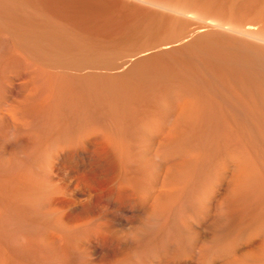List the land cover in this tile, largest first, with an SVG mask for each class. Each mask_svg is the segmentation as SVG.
Wrapping results in <instances>:
<instances>
[{
    "label": "bare ground",
    "instance_id": "bare-ground-1",
    "mask_svg": "<svg viewBox=\"0 0 264 264\" xmlns=\"http://www.w3.org/2000/svg\"><path fill=\"white\" fill-rule=\"evenodd\" d=\"M0 1L4 4L8 2H5L6 0ZM27 1L26 3H29ZM145 1L169 6L174 4L182 6L184 9L188 6L189 9L191 7L189 2L193 0ZM22 2L21 4L25 5ZM10 3L1 6L5 7ZM29 4L24 7L23 5L19 6L23 7L21 10H26L30 9ZM193 4H190L192 8L196 7L200 10L199 12L197 9V14H209V17H202L201 24L196 28L197 30H190L184 36L188 38L181 37V39L169 41L164 45L156 44V46L152 45L153 47L139 51L136 48L137 51L126 53L120 61H116L117 63H114L113 60L105 61L107 58L102 60L96 54L94 55L96 57L89 55L92 51L90 48H93L91 45V47L86 48L84 46L87 52L90 51L88 55L86 52L85 55L84 50L81 49L83 50V52L81 51L83 56L81 54L79 56L80 50L72 51L73 46H69L71 43L67 48L72 49L67 50L69 52L67 54L78 52L77 55L69 60L68 58L72 54L68 55L67 60H64V54H62L59 61L55 60L53 62L56 66V72H52L53 70L51 69V71L49 66L45 65L46 61L51 64L49 62L50 58L46 61L42 58L45 64L38 63L37 71L33 75L25 73L27 67L24 70V66H28L26 64L28 61L25 62V60L24 64L18 59L20 57L0 60V264H138V261L133 260V255L137 249L152 254L159 253L163 249L162 253L156 255L154 260L150 259L148 264H264V154L260 153L264 152V148L261 151L259 150V153H253V151L257 152V149L252 148L249 143L251 150L253 149L249 152L243 139L240 142L244 144V148H242L243 144L241 145L239 141H235L236 138L232 140L234 138V136L231 138L232 134L229 135L230 131H237L240 128L244 130L243 126V128L240 127L236 130V120L242 113L237 115V119L231 118L232 120L235 119L234 130H230L233 129V125L230 124L231 120L229 122V118H225L229 114L225 112L227 109L228 112L231 109L233 112L235 111L233 109L234 104L231 109L221 108L224 104V106L231 105L232 102L230 103V101L234 99V97L232 100L229 98L234 95L229 96L231 95V89L226 88L228 92L230 91V94L225 96L226 98L229 96V103L226 101L228 98L224 100L223 96H221V98L223 97V100L221 99L223 104H220L221 101L218 102L219 98L218 101L215 100L216 104L220 105L218 108L222 109L217 110L212 105L214 103L212 99L208 98L211 100L210 103L206 101L208 99L204 98L205 100H203L198 96L201 84L198 83L197 94L194 90L195 93L193 92V94L195 95H193L190 91L196 89L194 88L196 85L192 84V87V80L187 79L191 81L192 88L188 91L187 75L186 78H181H185L182 81L185 84L187 83L188 87H185L186 85L184 86L181 81V85L175 82L176 87H171L175 85L172 82L175 80L173 75L176 72H172L174 74L168 76L170 79L171 77L174 79H172L173 81L170 80L171 82L169 81L170 87H167L166 82L168 80H165L164 87L156 86L157 81H155V86H153L154 84L145 86L144 83L143 86L142 82L139 84L135 80L136 75V78L131 76V70L127 72L125 68L129 64L140 65L143 59L144 61L148 60L145 59L147 57L154 55L162 57L165 53L169 55L171 53L169 51H183L192 47L197 52L196 56L202 62L204 61L202 67H206V62H210L216 67L224 64L225 69L228 72L230 71L229 74L235 72L241 78L243 87H240L242 91L246 92L249 89L251 92V87L247 88V84H255L258 98V91L261 93L264 91V42H259L260 40L264 41V0H195ZM41 5L45 6L42 3ZM16 6L18 7V4ZM32 7L34 6L31 5ZM14 8L13 10H18V8ZM35 8L32 9L33 12ZM38 8L37 12L40 11ZM196 8H194L195 11ZM7 9L9 10L8 7ZM10 10L6 13H11ZM45 10H42V12H45L44 15H48L46 17L51 22V19H54L50 18L52 12H48L49 16ZM26 11L22 13L24 17ZM183 13L185 12L181 11V14ZM13 14L17 16L18 12L16 14L13 12ZM22 14L20 11L21 16L19 18L23 17ZM38 14L39 12L36 16H39ZM148 14L152 15L151 12ZM13 17L11 16L12 19L15 18ZM3 18L0 17V19ZM3 20L7 22L9 19L4 18ZM17 20L19 21V19ZM25 20L19 22H25ZM38 21L36 19L35 23ZM43 22L41 21L42 24H44ZM2 23L5 25L4 22ZM11 23L12 27L14 24ZM27 23L31 26V22L28 21ZM41 23L38 22V25H42ZM174 23L176 22L174 21ZM3 24H0V41L2 38L8 37L9 35L6 32L11 30L9 28L10 30L7 31L9 24L5 27ZM46 24L44 26H47ZM20 25L18 26L20 27ZM23 25L27 27L26 23H23ZM51 26L49 27H54ZM217 26L222 30L217 29L218 32L215 28ZM50 28L48 29L53 31ZM209 28H215L216 31L208 32ZM12 30L9 33L10 35H12ZM19 31L21 30L19 29ZM197 31L203 32L202 36L200 35L193 43H183ZM30 33L31 35L34 34L33 32ZM54 34L50 35L54 36ZM63 34H65L64 30ZM63 34L61 32V36ZM69 34L71 35V33ZM13 35L16 36L15 33ZM50 35L47 36L50 37ZM18 36L17 39L15 38L16 41H13L11 36L15 44L23 38L20 36L18 38ZM61 36L57 37H60V39L65 38H61ZM65 36L67 38L66 34ZM250 37L252 38L250 39ZM43 38L45 37L43 36ZM27 39L24 37V40ZM53 39L59 40V38L54 37ZM66 40L62 39L65 43L68 42ZM34 41L32 42L36 44ZM78 41L77 43H80ZM39 42L40 40L37 44ZM44 42L42 40L43 45H39L41 47L39 49L42 53L46 52V58L47 51L44 50L45 48L43 49ZM180 42L183 44H180ZM57 43H52L53 46L46 47L47 50L52 48L53 53L55 51L53 50L54 44H56V48H54L57 49L58 47L59 50ZM5 44L7 43L4 42ZM11 44L8 41V46ZM49 44L48 42L47 46ZM177 44L181 46L176 48L175 45ZM75 45L76 47L79 46L78 44ZM60 46L62 47V45ZM9 47L14 48L16 45ZM22 47L20 48L22 49ZM37 47H34L35 50ZM104 47L108 50L107 46L104 45ZM78 48L80 49V46ZM58 50L57 56L61 53L60 51L58 53ZM65 50L63 52H65L66 58ZM41 51H38V54ZM100 53L102 54V52ZM150 53H152V56L149 55ZM51 54H48L49 57L55 59ZM53 54L55 56L56 52ZM101 54L99 55L101 56ZM145 54L149 56L143 57L142 55ZM57 56H55L56 59H59V56L58 58ZM42 59L41 62H43ZM37 61L34 60L33 62ZM201 61L198 63H202ZM21 63L24 64V68ZM184 63H181V66L185 65ZM58 66L61 68L66 67L64 68L65 71L67 68H69L68 71L72 68V71H75L73 73L72 71H70L71 73H67V71L62 73L64 69ZM34 68L36 69V65ZM89 68L97 69V72L96 70L88 72L91 71ZM218 68L220 69V67ZM6 69L13 71H6ZM57 69H61V73ZM85 69H88V71ZM98 69L110 71H104V73ZM175 69L177 68L175 67ZM175 69L174 71H176ZM179 69L177 70L180 72ZM188 69L186 67L185 70L190 72L191 69ZM114 70L118 71L115 72ZM14 71L18 72L15 73ZM83 71L91 74L87 75L88 73L85 74L86 72ZM111 71H114V74H109ZM137 71L139 70L137 69ZM160 71L159 75L162 73V70ZM196 71L192 72L197 74L198 79L201 74ZM205 71L208 72V70ZM23 72L24 74H22ZM157 72L153 73L154 76ZM164 72L163 75H165ZM210 72L213 73L211 70ZM214 72L212 77L218 75L216 71ZM191 73L188 77L194 76L193 73L191 76ZM139 74L141 73L139 72ZM207 74H204V76ZM20 75H24V80H22V76V79H20ZM224 75L230 77L225 73ZM174 76L178 78V73ZM201 77L199 80L202 79ZM217 78H219V75ZM217 80L221 82V76ZM237 80L239 81V79ZM227 81L229 82V79ZM235 81L234 78L233 82ZM228 82H225V84ZM230 82L229 85L232 84ZM239 82L238 84H240ZM150 83H152L151 78ZM235 84L237 85V81ZM235 84H233L232 89L234 91ZM12 87H17V90L19 88V92L16 90L17 96L16 94L14 96V93L12 94ZM240 87L238 85L237 88ZM207 91L204 94L208 97ZM215 91L217 92L216 89ZM203 92L201 93L202 97ZM236 92H239L240 96L241 91ZM250 92L248 93L250 94ZM44 93H48L47 96L44 95L46 97L45 101L48 102L41 98ZM220 94L217 93V95ZM244 95L242 97L248 96ZM234 96L235 99L238 98L236 101L240 99L237 95ZM211 97H215V94ZM255 98L253 100L256 102L257 99L255 100ZM245 99L246 103L252 100V98L250 100ZM241 101L242 104L245 103H243V98ZM238 104L237 107L241 105ZM254 104L260 106V103L253 102ZM242 107L240 112H245L243 110L245 107ZM260 107L259 109H261ZM254 109L257 110L256 107ZM250 110L246 109L249 112L248 114H250ZM253 110H251L252 117ZM218 111L225 113L224 117L220 116L229 122L227 125L231 126V128L227 126L230 131L227 130L226 134L221 130L222 127L220 128L223 131L221 133L225 137L230 136V139L221 135L222 138L220 133L221 138L214 137L215 133L220 131L217 130L219 124L214 122L221 119L216 120V117L220 114L216 115ZM244 112L243 115L246 116L247 114ZM248 117H242L241 120L245 121L244 119ZM261 117L263 116H260V119ZM251 119L253 120V118ZM255 119L251 121L254 124L255 121L259 122V119ZM225 120H222L223 123H225ZM261 121L263 127L264 122ZM223 123L221 126L224 127ZM249 124L251 127V123ZM250 127L248 126L247 130L246 126V130L250 132L254 130L252 132L255 134V127H259L260 130L261 126L255 125V129L249 130ZM228 128L224 127L222 129ZM241 133L244 132L242 131L239 134ZM210 134L214 136L208 137ZM248 135L255 137L253 133L252 135L248 133ZM235 136H237V133ZM243 136L241 137L243 138ZM238 137L240 136L238 135ZM241 137L237 140H240ZM245 138L247 139V136ZM255 138L253 139L256 140ZM246 139L245 141H247ZM249 141L252 142L251 138ZM260 141L258 140L257 143H260ZM254 146H256L255 143ZM86 147L87 149H85ZM95 148L99 149H96L97 153H95L96 150L94 151ZM101 148L105 151L103 154H106L108 150L115 153H112L114 155L110 153L112 156L108 159L110 162L106 160L109 165L104 163L107 157L104 158L100 155L103 152ZM99 152L100 154L96 155ZM103 163L108 167L110 166L109 168L106 167L108 171L104 169ZM101 164L103 170L100 168ZM231 166H233V169L230 168ZM231 170L232 172H230ZM43 203L47 205H45V208L42 206ZM40 204L43 208L39 207ZM130 240H134L135 243L130 242ZM71 250L77 251L80 255L78 262L72 263L69 260ZM73 256V261H76L75 254Z\"/></svg>",
    "mask_w": 264,
    "mask_h": 264
},
{
    "label": "rangeland",
    "instance_id": "rangeland-1",
    "mask_svg": "<svg viewBox=\"0 0 264 264\" xmlns=\"http://www.w3.org/2000/svg\"><path fill=\"white\" fill-rule=\"evenodd\" d=\"M11 2L10 4H8V6H5V7H2L1 5H7V3L8 2ZM13 1V2H12ZM6 0L5 2H7V3H2L1 1V7H0V12H2V13H0V17L1 18H6V20H8L7 22H5V20H3V19H0V21L1 20H3V21H1V25L3 24L2 22H4L5 23V25L3 24V26L5 27L6 25H8V29L7 28H4V29H7V31H9L10 29L12 30V32H11V34L12 35H10L9 33H10V31L9 32H6L9 36L8 37H10V38H8L7 36H6V38H8V39H6L5 37L4 38H2L1 39V41H0V43H1V45H0V60L1 61H4V60H8V59H12V58H14V59H17L18 57H20V58H18L19 60H21V62H23L24 63V61L25 62H27L26 64L28 65V66H24L23 67V65L25 64H23V63H21L22 64V67L24 68V70L26 69V67H27V72L25 71V73L27 74V75H33L36 71H37V68H38V63L40 64H42V63H44L45 64V62L44 61H46V60H48V58H50L49 59V62L51 63V64H49V63H47L48 61H46V64L45 65H48L49 66V69L52 71V72H56V70H55V68H56V66L54 65V61L55 60H60V56L62 55V54H64L63 55V59L65 60H67V58H68V55H71L70 56V58H68V60L69 59H71V57H73L74 55H77V53H74V52H70V54H67V52L68 51H70L72 48V51L73 50H75V52L78 50H80L79 51V53H78V55L79 56H83V54L81 53V51L83 52V50H84V54L86 55V53H87V55H88V53L90 52H87L86 51V49H84V46H85V48L86 47H88V46H93V48H90V49H92V54H91V52H90V54L89 55H91V56H94L95 54H96V56L99 58H101L102 60L103 59H105V58H107V60L105 59V61H108V60H113L114 61V63H117L116 61H120V59H121V57L123 56V55H125L126 53L127 54H129V53H131V52H133V51H139V50H143V49H147L148 47H153V46H156V44L157 45H164V44H166V43H168L169 41H173V40H178V39H181V37H183V38H188V37H184L187 33H188V31H190V30H195L196 28H198L197 26H199L200 24H201V22L200 21H202V17H207L209 14H201L200 15V13L199 14H197L198 12H197V9L198 8H196V7H194V8H196V11L194 10V8H192V5H190V4H193V2L195 1V0H193L191 3L189 2V6H191V7H189V9H188V6L187 7H185V9L181 6H178V5H174L173 4V6H169V5H160V4H157V3H151L150 1L148 2V1H145V0H49V1H47V0H43L42 2L39 0V1H37V0H32L33 1V3H32V1L31 0H29V1H27V0ZM14 1H16L15 3H14ZM17 1H20V2H17ZM24 2L25 3V5H28L29 3L32 5V6H34V7H32L31 8V5L29 4V6H26V7H29L30 9H26V10H24V9H22L23 11H26L25 12V14L24 15H26L25 17L27 18H25L24 16H23V14L22 13H24L22 10H21V8H23L25 5L24 4H21V2ZM26 1L27 2H29V3H26ZM22 2V3H23ZM39 2V4H37ZM18 4V7L16 6L17 4ZM36 5H35V4ZM41 3L42 4H45V8L41 5ZM16 6H14V5ZM19 5H23V7H20ZM194 5V4H193ZM11 6H13L12 8H10ZM37 6V8H38V10H40V11H38L39 12V16H36L37 15V8H35ZM41 6H42V8H44V9H42L41 8ZM176 6V7H175ZM7 7L9 8V10L10 9H12V10H10V12L11 13H9V14H12V15H9V14H7L8 12H9V10L7 9ZM15 7V8H14ZM146 7V8H145ZM174 7V8H173ZM178 7H180V8H178ZM13 8L14 9H16V8H18V10H13ZM35 8V10H34V12H33V10L32 9H34ZM47 8V9H46ZM51 8V9H50ZM142 8V9H141ZM5 11H4V10ZM46 9V10H45ZM191 9V10H190ZM42 10H45L47 13L46 14H49L48 12H52V13H50L52 16H50V14H49V16H50V18H54L55 19V21H53L54 19H51V22H50V19H47V17L46 16H48V15H44L45 14V12H42ZM47 10H49V11H47ZM199 10V9H198ZM4 11V12H3ZM16 11V12H15ZM20 11H21V14H22V16L23 17H20L19 18V16H21L20 15ZM158 11V12H157ZM178 11V12H177ZM181 11H184L185 13H183V14H181ZM187 11V12H186ZM7 12V13H6ZM13 12L16 14L17 12H18V14H17V16L16 15H14L13 14ZM32 12H33V14H32ZM35 12H37L35 15H34V13ZM147 12V13H146ZM151 12V14L152 15H150V14H148V13H150ZM180 12V13H179ZM199 12H200V10H199ZM41 13H43V14H41ZM54 13V14H53ZM159 13H161V14H159ZM5 14V15H4ZM142 14V15H141ZM145 14V15H144ZM31 15H34V16H31ZM42 15H44V16H42ZM139 15H141V16H139ZM149 15V16H148ZM6 16V17H5ZM11 16L13 17H15V18H17V19H19V21H22L23 19L25 20V22L23 21V22H19L17 19H15L14 17V19H12L11 18ZM188 16V17H187ZM10 17V18H9ZM31 18V20H30V18ZM33 17H35V19H33ZM40 17L42 18V20L41 21H44L43 23L44 24H46L47 22H48V24H46L47 26H44V24H42L41 23V21H40ZM141 17V18H140ZM198 17V18H197ZM209 17V16H208ZM46 18V19H45ZM49 18V17H48ZM140 18V19H139ZM161 18V19H160ZM12 19V20H11ZM36 19L37 20H39L38 22L39 23H41L42 25H38V22H36L35 23V21H36ZM57 19V20H56ZM189 19V20H188ZM11 20V21H10ZM33 20H34V22H33ZM14 21H16L15 23H14ZM31 22L30 23V25L31 26H29L28 24L29 23H27V22ZM45 21H47V22H45ZM52 21H53V23H52ZM57 21V22H56ZM61 23H60V22ZM155 21V22H154ZM174 21L176 22V23H174ZM11 22H13V24L14 25H12V27H11ZM56 22V23H55ZM59 22V23H58ZM173 22V23H172ZM7 23V24H6ZM17 23V24H16ZM19 23V24H18ZM20 23H21V25H20ZM23 23L25 24H27V27H26V25H23ZM57 24V25H55V24ZM245 23V22H244ZM32 24H37L36 26H32ZM62 24V25H61ZM170 24H173L172 26L170 25ZM176 25V27H175V25ZM0 25V26H1ZM18 25H20V27L18 26ZM51 25H53V26H51ZM141 25V26H140ZM185 25V26H184ZM17 26V27H16ZM25 26V27H24ZM38 26V27H37ZM40 26V27H39ZM49 26H51V27H53V28H50ZM56 26V27H55ZM64 28H63V27ZM71 26V27H70ZM180 26V27H179ZM14 27V28H13ZM23 28V31H22V28ZM29 27V28H28ZM31 27V28H30ZM34 27H35V32H34ZM43 27V28H42ZM45 27V28H44ZM46 27H47V29H46ZM62 27V28H61ZM141 27V28H140ZM173 27H175V28H173ZM178 27V28H177ZM185 27V28H184ZM191 27H193V28H191ZM218 27V26H217ZM215 27L216 28V30L218 29V30H222L220 27ZM10 28V29H9ZM16 28V29H15ZM21 30V31H19V29ZM33 28V29H32ZM41 28V29H40ZM48 28H50V29H53V31L55 32V34H54V32L52 31V30H49ZM59 28V29H58ZM181 28V29H180ZM183 28V29H182ZM215 28H209L208 29V32L209 31H216L215 30ZM31 29V31H29ZM37 29V30H36ZM45 30V32H44V30ZM56 29H57V31H56ZM65 29H67L66 31H67V33L69 34V33H71V35L69 34V36H68V34L66 33V31H65ZM145 29V30H144ZM171 29V30H170ZM172 29H174L173 31H172ZM178 29H180V30H178ZM185 29V30H184ZM17 30V31H16ZM41 30H43V31H41ZM59 30H61V31H59ZM63 30H64V33L67 35V38L69 39H67L66 38V36H65V34H63ZM69 30V31H68ZM76 30V31H75ZM143 30V31H142ZM197 30V29H196ZM217 30V31H218ZM29 31V32H28ZM40 31V33H38ZM49 31V32H48ZM52 31V32H51ZM59 31V32H58ZM172 31V32H171ZM176 31V33H174ZM24 32V33H23ZM29 34H28V33ZM30 32H33L34 34L36 33L38 36L37 37H39L38 39H36L37 37H36V34H35V36L34 37H32L34 34H32L31 35V33ZM43 32H44V34H43ZM47 32V33H46ZM51 32V33H50ZM58 32V33H57ZM61 32H62V36H61ZM181 32H182V34H181ZM219 32V31H218ZM16 34V36L15 35H13V34ZM19 33H21L19 36L20 37H23V38H21L20 39V41H17L16 42V44H15V42H13L14 40L16 41V39H17V36H18V34ZM26 33V35H24ZM49 33V34H48ZM56 33H57V35H56ZM31 35V36H28V35ZM42 34H43V36L45 37V38H43V36H42ZM50 34H54V36H52V35H50ZM59 34V35H58ZM74 36H73V35ZM181 34V35H180ZM202 34H203V32H199V31H197V33H195L193 36H189V39H186V41H184L183 43L185 44H187V43H193V41L195 40V39H198L199 37H200V35L202 36ZM22 35V36H21ZM24 35V36H23ZM46 35V36H45ZM47 35H50V37H48ZM56 35V36H55ZM80 35V36H79ZM11 36L13 37V36H15V37H13V41H12V38H11ZM19 36H18V38H19ZM27 36L29 37L28 39H27ZM42 36V37H41ZM57 36H61V38L62 37H65V38H62V39H64V41L66 40V41H68V42H63L62 41V39H60V37H57ZM73 36V37H72ZM24 37H25V39H27V40H24ZM40 37H41V39H40ZM53 37L54 38H59V40L58 39H56V40H54L53 39ZM77 37V38H76ZM82 37V38H81ZM87 37V38H86ZM16 38V39H15ZM30 38H31V40H30ZM33 38H35L36 40H40V42L37 44V42L38 41H34V39ZM48 38V39H47ZM85 38V39H84ZM252 37H250V39H251ZM10 39H11V41H10ZM51 39V40H50ZM73 39V40H72ZM81 39H83L82 40V43L80 42L81 41ZM254 39V38H253ZM252 39V40H253ZM2 40H5V41H2ZM9 41V44H11V43H13V44H11V45H9V46H15L16 45V47H9L8 46V41ZM24 40V41H23ZM42 40H44L45 42H44V47H43V49L45 50V51H47V55H46V58H45V53L46 52H44V53H42V51L39 49V48H41V47H39V45L40 46H42L43 45V43H41L42 42ZM48 40V41H47ZM61 40V41H60ZM78 42H80V43H77V41ZM254 40H256V39H254ZM7 41V42H6ZM25 41H28V42H26L25 43ZM30 41V42H29ZM32 41H34V42H36V44L35 43H33ZM55 41V42H54ZM60 41V42H59ZM72 41V42H71ZM75 41V42H74ZM86 41V42H85ZM90 41V42H89ZM182 41V40H181ZM259 41V40H258ZM4 42L5 43H7V44H5L4 45ZM18 42H21V43H18ZM23 42V43H22ZM47 42V43H46ZM48 42L50 43L49 44V46H47V44H48ZM56 42H58L57 43V45L59 46V50H58V47H57V49H55L56 48V44H54V47H53V50H55V51H53V53L54 52H56V54H55V56H57V50H58V53H59V51L61 52L60 54H58V56H59V59H56V57L54 56V54L52 53V48H51V50L50 49H48L47 50V48L46 47H50L51 45L53 46V44L52 43H56ZM63 43V44H60V43ZM74 42V43H73ZM86 44H85V43ZM87 42H88V44H87ZM256 42V41H255ZM259 42H261V43H263L264 41H262V40H260ZM41 43V44H40ZM45 43H46V47H45ZM66 45H65V44ZM71 43V45H69ZM182 42H180V44H181ZM182 43V44H183ZM17 44H19V45H21V46H17ZM25 44V45H24ZM33 46H32V45ZM75 44H80L79 46H80V49L78 48V47H76V45ZM84 44V45H83ZM105 46H107L108 47V50H107V48L105 49V47H104V45ZM180 44H177V45H175L176 46V48L178 47H180L181 45ZM4 45V46H3ZM24 45V46H23ZM60 45H62V47L60 46ZM73 46L70 50L67 48V47H69V46ZM75 45V46H74ZM87 45V46H86ZM110 45V46H109ZM153 45V46H152ZM179 45V46H178ZM263 45H264V43H263ZM23 46V47H22ZM36 46H38L37 48H36V50H35V48L34 47H36ZM66 46V47H65ZM83 46V47H82ZM90 46V47H91ZM100 46V47H99ZM101 46H103V47H101ZM18 47H19V49H18ZM20 47H22V49L20 48ZM31 47H32V49H31ZM82 47V48H81ZM15 48H17V49H15ZM30 48V49H29ZM34 48V49H33ZM60 48H65V49H60ZM75 48V49H74ZM78 48V49H77ZM111 48H113V49H111ZM134 48V49H133ZM136 48H137V50H136ZM39 49V50H38ZM42 49V50H43ZM81 49H83V50H81ZM102 49V50H101ZM111 49V50H110ZM191 49V50H190ZM190 49H187V50H183V51H180V53H179V51L178 50H176V51H178V52H176L175 50H173V52L172 51H169V52H171L169 55L167 54V53H165L164 55H162V57L164 56H166L165 58H162V57H160V55L158 56V55H154V56H152V53H150L149 55H151L152 57H147V56H149L148 54L146 55H142L143 57H147V58H145V59H150L149 61L148 60H145L144 61V59L142 60V64H140V65H131V64H129V65H127L128 67H125L126 68V70H127V72L128 71H130L131 70V76H134L135 77V75H136V77L138 78L139 76L141 77H139V79H137L136 77V79L135 80H137V82H139V84L141 83L142 85H143V83L145 84V86H152L153 84V86H155V81H157V85L156 86H161V87H164V84H165V80H168L166 83H167V87L169 86L170 87V85L171 84H168V83H170L171 81H173L174 79V81L172 82V84H175V85H172L171 87H176V83L175 82H178L179 83V85H181L180 84V81L181 82H183L182 81V79H185L186 77V82L190 79V80H192V83H191V85L193 84V85H196V87L194 86V88H196V89H193V91H190V90H192V88H191V85H190V82L191 81H188V84L187 85H189V87L185 84V82H183V85L185 86V87H188L187 89H188V91H190V92H192V94H193V92L195 93V91L194 90H196V93L195 94H197V90H198V88H199V94H198V96H200L203 100H205L204 98H206V99H208V98H210V99H212V102H214V103H212V105L213 106H215L214 108H216L217 110L218 109H220V110H222V109H225V108H233L235 111V114H234V112H233V110L231 109V110H229L230 112H228V109H227V111H225L226 112V114L227 113H229L230 115L231 114H233L232 116H230L229 114L228 115H226L225 116V113H224V115H223V113H222V111H221V113L218 111V113L216 114V115H218L219 113V116H217L216 117V120L218 119V118H221L222 119V117H224L225 116V118L227 117V119H228V121L229 120H231V122H230V124L231 125H233L232 126V128L233 129H230L231 128V126L230 125H227L229 122H227L226 120H225V118H223L224 120H225V123H223L224 121H222L221 119L219 120H217V121H214L216 124L218 123L219 124V128H217V130L219 129L220 130V128L222 127V128H224V127H226V128H228L229 126H230V128H228V129H222L221 128V130H223L224 131V134H226L225 132H228V131H230V130H234V126H235V119H237L238 117H237V115H239V113H242V115L240 114V116H239V118H238V120H236L237 121V126H239V122H240V126L239 127H237L236 126V130H237V128H240V127H244V130H242L241 128V130L244 132V133H241V134H239L240 132H242L240 129H238L237 131H230V134L229 133H227V134H229L230 136H231V134H232V136H231V138H233V136H234V138L232 139V140H234L235 138V141H239V144L242 142L241 140L243 139V141L245 142V145H246V147L248 146V149H249V152L250 151H253V149L251 150V147L252 148H254L255 147V150L257 151V152H255V151H253V153H259L261 150H263L262 148H264V124H263V127H262V125H261V123H260V120H262L261 122H264L263 121V118H264V106H263V104H264V100H262V99H264L263 97H264V91L261 93V92H259L258 91V98H257V90H255L256 89V87L254 86L255 84H247V88H249V87H251L250 89H251V92L249 91V89H247L248 91H242L241 89V87H243L242 86V80H241V78H239V76H237L236 74H235V72L234 73H230L229 74V72H228V70H226L225 69V67L222 65V66H214L212 63L210 64V62H206V67H202V65L204 64L200 59H199V57L198 56H196L197 54V52L195 51V50H193L194 48H190ZM19 50H21V51H19ZM28 50V51H27ZM31 50V51H30ZM41 51L40 53H42V54H38V51ZM62 50V51H61ZM66 51V58H65V52H63V51ZM68 50V51H67ZM97 50V51H96ZM110 50V51H109ZM114 50V51H113ZM122 50H123V52H122ZM193 50V51H192ZM33 51V52H32ZM37 51V52H36ZM51 51V52H50ZM95 53H94V52ZM118 53H117V52ZM125 51V52H124ZM190 51V52H189ZM195 51V52H194ZM22 54H21V53ZM86 52V53H85ZM100 52H102V54L100 53ZM114 52V53H113ZM3 53V54H2ZM30 53V54H29ZM52 53V54H51ZM69 53V52H68ZM194 53V54H193ZM27 54V55H26ZM37 54H38V57H37ZM44 54V55H43ZM51 54L55 59H53L51 56L49 57V55ZM81 54V55H80ZM99 54H101V56L99 55ZM181 54V55H180ZM11 55V56H10ZM35 55V56H34ZM110 55V56H109ZM168 55V56H167ZM175 55V56H174ZM16 56V57H15ZM33 56V57H32ZM40 56H42V57H40ZM48 56V57H47ZM58 56H57V58H58ZM96 56H94V57H96ZM114 56V57H113ZM141 56V57H142ZM183 58H182V57ZM23 57H25L24 59H23ZM119 57V58H118ZM180 57V58H179ZM196 57V58H195ZM29 59V60H27V59ZM34 58V59H33ZM39 58V59H38ZM42 58H44V61H43V59H42V61L43 62H41V59ZM61 58H62V56H61ZM152 58V59H151ZM177 58V59H176ZM172 59V60H171ZM182 59H184V60H182ZM198 59V60H197ZM37 61V62H33V61ZM52 60V61H51ZM182 60V61H181ZM187 60V61H186ZM196 60V61H195ZM145 63H144V62ZM155 61V62H154ZM171 61V62H170ZM178 61V62H177ZM185 63H184V62ZM191 61V62H190ZM202 62V63H198V62ZM157 62V63H156ZM163 62V63H162ZM170 62V63H169ZM36 65V69L34 68V64ZM37 63V64H36ZM53 63V64H52ZM160 63H162V64H160ZM181 63H184L185 65H182L181 66ZM194 63V64H193ZM197 63H198V65H197ZM208 63V64H207ZM138 64V63H137ZM152 64V65H151ZM165 64H167L166 66H164ZM179 64V65H178ZM195 64H196V66H195ZM145 65V66H144ZM148 65V66H147ZM159 65V66H158ZM174 65H175V67L177 68V69H179V68H181V69H186V67H188L189 69H191V70H189L190 72H187V70H185V72H184V70H181V69H179L180 70V72L182 71V73H180L177 69H175V67H174ZM178 65V66H177ZM189 65V66H188ZM201 65V66H200ZM208 65V66H207ZM51 66H53V67H51ZM133 66V67H132ZM135 66V67H134ZM138 66V68H136ZM144 66V67H143ZM183 66H185V67H183ZM199 66V67H198ZM22 67H21V69H22ZM51 67V68H50ZM59 67V66H58ZM179 67V68H178ZM191 67V68H190ZM197 67V68H196ZM210 67H211V69H210ZM218 67H220V69L218 68ZM59 68H61V67H59ZM64 68H66V67H64ZM63 67L61 68V69H64ZM124 68V69H125ZM130 68V69H129ZM143 68H144V70H143ZM158 68V69H157ZM165 68V69H164ZM195 68V69H194ZM201 68V69H200ZM206 68V69H205ZM213 68H214V71H216L217 72V74L219 75V78H217L218 77V75H214L213 77L215 78H213L212 77V74L213 73H215L214 71H213ZM218 68V69H217ZM222 68V69H221ZM60 69V70H61ZM134 69V70H133ZM137 69L139 70V71H137ZM154 69V70H153ZM162 70V73H160V75H159V71L160 70ZM174 69L176 70V71H174ZM7 70H11V69H6V71ZM59 69H57V71L58 72H60L61 73V71H60ZM69 70V68H67L66 69V71H67V73H71L70 71H72L73 70V68L72 69H70V71H68ZM86 70V69H85ZM89 70H91V71H88V69L86 70V71H88V72H93V71H95L96 70V72H97V69H92V68H89ZM93 70V71H92ZM98 70H100V69H98ZM123 70V69H122ZM126 70H123V71H126ZM134 71V73L136 72H138L137 74H134L133 73V71ZM151 70V71H150ZM157 70H159L158 72H157ZM166 70V72H164ZM170 70H172V71H170ZM197 70V71H196ZM200 70V71H199ZM201 70H203L204 71V73H203V71H201ZM205 70H208V74L206 73V71ZM210 70L213 72L212 74H211V72H210ZM221 70V72L219 73V71ZM225 70V72H223ZM13 70H11V72H12ZM20 71V70H19ZM22 71V70H21ZM65 71V69L64 70H62V73H65L66 72ZM75 71V70H74ZM74 71H72V73L74 72ZM86 71H83L84 73L86 72ZM100 71H102V72H104V71H107V72H109L110 70H105V69H102V70H100ZM115 72L116 71H118V70H114ZM114 71H111L109 74H114L113 72ZM142 71V72H141ZM145 71V72H144ZM146 71H148V72H146ZM150 71V72H149ZM154 71V72H153ZM192 71H196L197 73H199V74H201V75H203L204 76V74H207V75H205L204 77L202 76L201 77V75H199L202 79L201 80H199L200 79V77H198V79H197V74L196 73H194V72H192ZM226 71H227V73H226ZM15 73L16 72H18V71H14ZM88 72H86L85 74H87ZM106 72V73H107ZM120 72H122V71H120ZM139 72L141 73V74H143L142 76H141V74H139ZM144 72V73H143ZM157 72V74H155V76H154V74L153 73H156ZM161 72V71H160ZM163 72H164V74L165 75H163ZM170 73V74H168V73ZM172 72H176L174 75H177V73H178V78H176V76H174L173 74H172ZM194 74V76H192L193 74ZM105 73V72H104ZM133 73V74H132ZM146 73H147V75H149V76H147L146 75ZM189 73H191V76L192 77H188V76H190V74ZM209 73H210V75H209ZM224 73L225 74H227V75H230V77L229 76H226V75H224ZM12 74V73H11ZM22 74H24V72L22 73ZM91 73H88L87 75H90ZM139 74V75H138ZM168 74V75H167ZM185 74V75H184ZM233 74V75H232ZM234 74L236 75V77L234 76ZM152 77H151V76ZM167 75V76H166ZM170 75L172 76L173 75V77H174V79H173V77H171V79L169 78L170 77ZM182 75V76H181ZM187 75V76H186ZM224 77H223V76ZM231 75L233 76V81H234V78H235V80L237 81V85L235 84L236 83V81L235 82H233L232 81V77H231ZM21 76L23 77L24 75H20V79H22L21 78ZM154 76V77H153ZM161 76V77H160ZM164 76V77H163ZM167 78H166V77ZM169 76V77H168ZM186 76V77H185ZM220 76H221V82H220V80L218 81L217 79H220ZM143 77V78H142ZM158 77H160V78H158ZM163 77V78H162ZM181 77H185V78H181ZM195 77H196V80H195ZM213 79H212V78ZM228 77V78H227ZM147 78V79H146ZM150 78H151V82L152 83H150ZM154 80H153V79ZM208 78V79H207ZM225 78H226V80H225ZM239 79V81L237 80V79ZM141 79V80H140ZM144 79V80H143ZM155 79H157V80H155ZM173 79V80H172ZM177 79V80H176ZM188 79V80H187ZM212 79V80H211ZM229 79V82L230 83H232L231 85H229V82L227 81ZM22 80H24V77H23V79ZM159 80V81H158ZM162 80V81H161ZM171 80V81H170ZM179 80V81H178ZM198 80V81H197ZM214 80V81H213ZM225 80V81H224ZM21 81V80H20ZM19 81V82H20ZM170 81V82H169ZM194 81V82H193ZM197 81V82H196ZM201 81V82H200ZM206 81V82H205ZM212 81V82H211ZM224 81V82H223ZM147 82H148V84H147ZM196 82V83H195ZM222 82H223V84H222ZM225 82H228V83H226L225 84ZM238 82L241 84H238ZM163 84V85H160V84ZM198 83H199V85L201 84V86H199L198 85ZM202 83H203V85H202ZM217 83V84H216ZM147 84V85H146ZM159 84V85H158ZM228 84V85H227ZM233 84H235L234 86V89H235V91L234 90H232L233 89ZM193 85H192V87H193ZM217 85V86H216ZM238 85H239V89L237 88L238 87ZM144 86V85H143ZM197 86H199V87H197ZM203 86V87H202ZM225 88H224V87ZM230 86V87H229ZM252 86H254V87H252ZM165 87H166V85H165ZM229 87V88H228ZM16 88V89H15ZM12 87L11 88V91H12V94L15 96V94H16V96L18 95V93H17V91L19 90V88H18V90H17V87ZM202 88H204L203 89V91H202ZM208 88V89H207ZM229 89H231V95H229V96H232L233 94L234 95H237L240 99V103L238 102V101H236L237 99H235V96L233 95L232 96V98L231 97H229L231 100L233 99V97H234V99L233 100H235L236 101V104H235V101H234V103H233V100L232 101H230V103H231V105L230 104H228L229 102H228V100H230L228 97V99L225 97V96H227L228 94H230V91L228 92V90ZM237 88V89H236ZM252 88H254V89H252ZM205 89H206V91L207 90H209V91H207L208 92V94L207 95H209L208 97L207 96H205ZM215 89L217 90V92L215 91ZM224 91H223V90ZM226 89V90H225ZM17 90V91H16ZM214 90V91H213ZM219 90H221V91H223V92H221V91H219ZM241 91L243 94L241 95V92H240V96H239V92H236V91ZM244 90V89H243ZM226 91V93H224ZM233 91H234V93H233ZM19 92V91H18ZM203 92V97H202V93ZM210 92V93H209ZM213 92V93H212ZM216 92V93H215ZM246 94H245V93ZM248 92H250V94L248 93ZM254 92V93H253ZM256 92V93H255ZM217 93H221L220 95H217ZM223 93H224V95H223ZM235 93H237V94H235ZM252 93V94H251ZM195 94H193V95H195ZM210 94H213V95H210ZM214 94H215V97H211V96H214ZM226 94V95H225ZM245 94V95H244ZM254 94V95H253ZM260 94H262V95H260ZM47 96L48 95V93H44L43 94V97H41L44 101H45V99H46V97L45 96ZM247 96V97H242V96ZM249 95H250V97H249ZM205 96V97H204ZM220 96V97H219ZM221 96H223L224 97V100L225 99H227L226 101L228 102H226V104H228V105H226V106H221V108L219 107L218 108V106H220L218 103V105L216 104V101H218V98L220 99L218 102H220V104L222 103V98H221ZM252 96V97H251ZM262 96V97H261ZM256 97V98H255ZM48 98V97H47ZM243 98V103L245 102L244 101V99L245 98H247L248 100H250L251 98H252V100L251 101H248L249 103H244V104H242L241 102V99ZM253 98H255V100L257 99V103H260L259 105L261 106V101H263L262 102V106L260 107V106H255V104L253 105V102L254 103H256L254 100H253ZM260 98H262V99H260ZM76 99V98H75ZM210 99H208V100H206V101H209L210 103H211V100ZM222 99V100H221ZM247 99H245V100H247ZM216 100V101H215ZM259 100V101H258ZM261 100V101H260ZM47 101V100H46ZM45 101V102H46ZM48 102V101H47ZM74 102H76V101H74ZM224 103H225V101H223ZM239 104H241L240 106H238L237 107V104L238 103ZM223 104V103H222ZM233 104H234V106H233ZM238 104V105H239ZM248 104L250 105L249 107H248ZM216 105H217V107H216ZM242 105H244L243 107H245L246 105V107L250 110V108L252 107V109L251 110H253L255 107L257 108V110H253V117H252V112H251V110H250V114H248L249 112H247L246 111V109L245 108H243L242 107ZM233 106V107H232ZM254 106V107H253ZM224 107V108H223ZM241 107L243 108V110H245V112L244 113H246L245 115L246 116H244L243 115V112H240L241 111ZM259 107L261 108V109H259ZM236 108H238L239 109V111H238V109H236ZM224 111V110H223ZM260 111V112H259ZM263 111V112H262ZM237 112V113H236ZM254 112H257V113H259V114H257V113H255L254 114ZM257 114V115H256ZM261 114V115H260ZM222 117H221V116ZM235 115V116H234ZM248 115H249V117H250V115H251V117L249 118L248 117ZM254 115H256V116H258V117H256V116H254ZM244 118V117H248L247 119L245 118L244 120L246 121V123H245V121H242L241 119H242V117ZM260 116H263V117H261V119H260ZM237 117V118H236ZM257 118V119H259L258 121L259 122H257V121H255V124H254V122H251V121H253V120H256L255 118ZM231 118H235L234 120H232ZM251 118H253V120L251 119ZM249 119H251V120H249ZM219 121V122H218ZM221 121V122H220ZM234 121V122H233ZM239 121V122H238ZM233 122V123H232ZM251 123V127H250V124L249 123ZM258 123V125H260L261 127H260V130H259V127H255V125L256 126H258L257 125V123ZM222 123L225 125L224 127L223 126H221L222 125ZM235 123V124H234ZM242 123H244V124H242ZM249 124V125H248ZM247 126V130H248V126L250 127V129L249 130H251V129H255V134L257 135H255L254 134V132H252V131H254V130H251V132L253 133V136H255V137H252V136H249L248 135V133H250V135H252V133L250 132V131H247L246 130V126ZM228 126V127H227ZM252 126H253V128H252ZM242 127V128H243ZM255 127V128H254ZM263 128V129H262ZM230 129V130H229ZM259 130L258 132L256 131V130ZM217 130H216V132H217ZM218 131L217 133H215V136L214 137H216V136H218V138L222 135L223 137H225L222 133H223V131ZM228 130V131H227ZM240 130V131H239ZM245 130H246V133H245ZM263 130V131H262ZM222 132V133H221ZM257 132V133H256ZM219 133H220V136H219ZM236 133H237V136H235L236 135ZM260 133H261V135H260ZM216 134H218V135H216ZM233 134H235V135H233ZM243 134H244V136H243ZM247 134V135H246ZM238 135L241 137V136H243V138L241 137V139L240 140H237V139H239L240 137H238ZM260 135V136H259ZM262 135H263V137H262ZM205 136V135H204ZM212 135L210 134V135H208V137H211ZM212 136V137H213ZM221 136V137H222ZM230 136L228 137H225V138H228V139H230ZM247 136V139L245 138ZM249 136V137H248ZM220 137V138H221ZM222 137V138H223ZM217 138V137H216ZM251 138V140H252V142H250L249 141V139ZM253 138H255L257 141L259 140L260 141V139H261V141H260V143L258 144L257 143V141L256 140H254ZM258 138V139H257ZM245 139L247 140V141H245ZM255 142H254V141ZM263 140V141H262ZM241 141V142H240ZM249 141V142H248ZM248 142V143H247ZM255 143V145L256 146H254V143ZM247 143V144H246ZM251 144V147L248 145V144ZM243 143H241V145H242ZM253 144V145H252ZM262 146H261V145ZM259 145V146H258ZM102 146V145H101ZM100 146V147H101ZM240 146V145H239ZM260 146H261V149H260ZM100 147H98L99 149H100ZM103 147V146H102ZM242 148H244V144H243V147ZM85 149H87V147L85 148ZM97 148H95L94 149V151L96 150ZM99 149H97V150H99ZM103 149H104V147H103ZM103 149L101 148V150L103 151ZM107 149V148H106ZM90 150H92L91 148H90ZM96 150V152L95 153H97L98 151ZM105 150V149H104ZM260 150V151H259ZM109 151V152H108ZM107 152H106V154H103L105 151H103V152H101V154H100V152L98 153V154H96V155H101V156H104V158L105 157H107V158H105V161L107 160V161H109L110 162V160H108V159H110V157H112L111 156V154L112 153H114L113 151H110V150H108ZM259 151V152H258ZM94 152H93V154H95ZM111 153V154H110ZM252 153V152H251ZM260 153H262V154H264V152H260ZM110 154V155H109ZM115 154V153H114ZM114 154H112V155H114ZM106 155V156H105ZM109 157V158H108ZM104 162L106 165H109L108 163L109 162ZM103 163V167H105L104 169H107V168H109L108 166H106L105 164ZM102 167V164L100 165V168ZM107 167V168H106ZM233 166H231L230 168H232ZM99 168V169H100ZM230 168H229V170H230ZM102 169V168H101ZM233 169V168H232ZM235 169V168H234ZM103 170V169H102ZM107 171H108V169H107ZM230 172H232V170L230 171ZM46 204H42V206L45 208L46 206H45ZM41 206V204L39 205V207H42ZM42 207V208H43ZM72 252V253H71ZM71 252L69 253V260H71L72 261V263L74 262H78V260H79V258H80V255L77 253V251H74V250H71ZM75 254V259H76V261L74 260L73 261V258H74V255ZM73 257H72V256ZM76 255H77V257H76ZM72 257V258H71ZM78 258V259H77Z\"/></svg>",
    "mask_w": 264,
    "mask_h": 264
},
{
    "label": "clouds",
    "instance_id": "clouds-1",
    "mask_svg": "<svg viewBox=\"0 0 264 264\" xmlns=\"http://www.w3.org/2000/svg\"><path fill=\"white\" fill-rule=\"evenodd\" d=\"M130 242L135 243L134 240H130ZM162 251L163 249H161L159 253L152 254V253H146L143 250L137 249L133 255V260L138 261V264H148V261L150 259L154 260L155 256L161 254Z\"/></svg>",
    "mask_w": 264,
    "mask_h": 264
}]
</instances>
